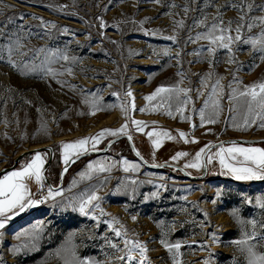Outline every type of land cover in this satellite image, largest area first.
<instances>
[{"label": "rangeland", "instance_id": "obj_1", "mask_svg": "<svg viewBox=\"0 0 264 264\" xmlns=\"http://www.w3.org/2000/svg\"><path fill=\"white\" fill-rule=\"evenodd\" d=\"M247 3L252 10L245 6L242 12L229 5H242L245 0H2L0 169L29 147L52 144L55 157L46 173L56 180L64 166L63 142L118 129L126 119L136 149L148 161L178 164L192 174L201 173L202 168L185 165L194 162L195 154L206 145L227 137L264 136L259 119L244 126V119L252 117L246 98L238 95L245 86L264 82V53L235 42L231 52L218 48L213 56L207 50L209 41L196 39L218 15L225 25L232 21L233 28L245 13V25L253 17L264 16V0ZM262 30L264 26L250 31L245 26L242 39L259 40ZM63 55L69 59H62ZM230 58L235 62L229 63ZM32 67L36 70L30 71ZM218 79L220 87L213 96ZM160 86L192 90L183 113L188 119L176 112L175 98L162 99L167 94L151 102L145 99ZM233 89L237 90L235 100L231 99ZM180 98H185L183 93ZM217 99V122L202 125L199 110L212 114ZM168 103L172 116L167 114ZM158 104L162 106L152 111ZM146 107L148 111H141ZM125 108L130 109L127 116ZM131 120L147 122L144 132L137 131ZM154 130L170 132L176 139L162 138L157 149L147 135ZM179 131L188 133V142ZM111 137L103 138L97 149ZM239 144L264 148V143ZM178 152L189 155L172 160ZM35 153L0 178L30 163ZM40 153L46 154L47 161L49 152ZM124 160L139 164V170L125 172ZM89 164H104L110 170L82 177L81 173L90 171ZM225 172L218 159L208 164L207 177L199 181L171 168L151 169L121 139L106 153L75 163L59 189L62 195L49 197L45 206L28 208L0 230V264H140L139 251L131 260L117 259L127 252L125 239L142 242L150 264H175L174 253L161 240L181 243L177 257L181 264H247V254L236 241L255 229L250 243L264 254V209L256 203V198L264 196V180L238 181ZM26 182L34 199L40 186L34 179ZM93 191L101 197L94 201L99 208L89 209L87 216L73 210L82 196ZM233 211H238L239 220ZM113 218L118 222L110 223ZM115 229L126 230V236H116ZM26 230L27 235L17 238Z\"/></svg>", "mask_w": 264, "mask_h": 264}, {"label": "snow or ice", "instance_id": "obj_2", "mask_svg": "<svg viewBox=\"0 0 264 264\" xmlns=\"http://www.w3.org/2000/svg\"><path fill=\"white\" fill-rule=\"evenodd\" d=\"M159 3V0H156ZM2 3V0H0ZM231 7H238L240 11H244V7L246 6L248 11L252 10L253 5L251 3H247L245 0V4L236 5L230 4ZM264 9V6H261ZM187 11V9H186ZM246 15V13H245ZM245 15H241L238 18V23L235 28L232 27V21H228L225 25L222 16H217L215 18L214 23L211 24L209 30L205 33L197 34L196 39H205L209 41L208 52L211 55H215L218 48L225 49L231 52V48L233 43L235 42H243L250 44L254 49L264 53V30L260 33V39H242V32L245 29L251 30L253 27H257L258 25L264 26V16L253 17L251 22L245 25ZM42 19V18H41ZM181 26L183 22H179ZM200 23H206V20H202ZM55 25H53L54 27ZM67 31V29H65ZM233 33H235L233 35ZM169 39H175V37H169ZM191 40V38H189ZM19 43H17V47H20ZM12 49L9 48V53H11ZM64 60H68L69 57L67 55H63L61 57ZM264 59V56H262ZM229 63L235 62L234 59L230 58ZM13 66H15V62L11 61ZM30 71H35L34 67L29 69ZM220 87V80L216 81V85L213 88V96L216 95V88ZM192 90L181 88L179 86L173 87H158L155 92L145 97V99L149 102L154 101L157 97H161V94H167L166 97H162L167 101H172L173 98L178 103L176 107V112L181 114L182 119H188V117L184 116L183 113L186 110V106L191 102V96L188 95ZM184 94V99H181V94ZM202 94V93H201ZM128 96H132V92L129 90L127 93ZM239 97L246 98V107L247 113L252 117V120L246 117L243 121L244 126H248L249 123H255L256 119L261 121L260 127L264 128V82L253 83L251 85L245 86L243 91L238 93ZM231 99H237V90L233 89ZM162 105L158 104L152 107V111L158 110ZM96 105L93 104V108ZM207 107V104H206ZM135 108V104L132 103L131 109ZM172 104L168 103V111L167 114L169 116L173 115V111H171ZM220 101L217 99L213 103V113L210 115H206L204 109L199 110L201 124H214L217 122L216 117L220 115ZM125 114L130 111V109L125 108ZM149 109L146 107L145 109H141V111H148ZM95 114V112L91 113ZM131 123L135 125L136 130L139 132H144L145 127L147 126V122L142 120H131ZM155 123V122H153ZM195 127V125H193ZM125 135L129 140L132 139L131 135L128 132V120L126 119L125 123L121 125L118 129H103L98 132L94 136L84 137L77 139L72 142H63L61 144L62 148V160L63 164L66 166L64 171H67V166L70 162H74L73 157L79 158L80 155L87 153L89 151V145L91 147V151L97 150V145L101 142L103 138L106 136H118ZM147 135L152 138V144L155 148L161 147L162 138H167L169 140H175L176 137L171 135L170 132H156L155 130L152 132H148ZM178 135L181 138H184L186 142H188V133L179 131ZM191 142H198L194 139ZM231 147H223L220 146L219 150L215 153H210L207 155L206 163L211 164L214 159H218L219 165L222 169H225L226 175L233 176L238 181H252V180H264V148L261 147H243L236 141L231 142ZM211 144L206 145L205 148H202L199 152L195 154L194 162H190L185 165L186 168H196L200 169L206 167L204 162V157L206 151L210 152ZM139 155V152H137ZM189 154L186 152H178L175 156L172 157V160H178L181 157L188 156ZM46 162V154H41L40 152H36L32 157L31 162L22 166L20 170H14L7 174H5L2 178H0V230L4 229L6 225L11 221L15 216H18L20 213L24 212L30 207H34L42 203L41 200H36L32 198V193L29 189L28 183L26 181L34 179L35 182L43 188L44 177V165ZM124 171L127 172L129 170L138 171L140 168L139 164H129L127 160L123 162ZM89 172L81 173L82 177L91 178V171H100L105 172L109 171L110 167H105L104 164H99L98 167L93 164L88 165ZM134 184L135 181H132ZM163 188V185H160ZM62 190L52 189L51 187L48 189V196L44 199H48L49 197L55 198V196L62 195ZM159 193H156L158 195ZM219 195V193H218ZM101 197L95 192H91L90 194H86L82 196L79 200V203L74 206L73 210H78L80 213L85 216L89 215V209L99 208L100 205L98 203H94V201H99ZM247 203L251 204L252 200H247ZM256 203L259 205L261 209H264V196L256 198ZM101 213L103 210L101 209ZM232 215L239 220L238 211H233ZM95 219H99V217L95 216ZM135 219V217H133ZM118 222L113 218V221L110 223ZM253 225L256 224V221H251ZM27 230L23 233L18 234L17 238L20 235H27ZM116 236L125 235L126 230L122 231L121 229H115ZM256 237V231L253 229L251 234L245 233V239L236 241L237 245L241 246V251L246 253L247 264H264V254L257 253L255 250V244L250 243ZM161 243L167 248L170 252H173V259L175 264H181V261L177 258L179 256V249L181 248V243L177 242L175 244H169L166 240H161ZM112 247L117 248L118 250L123 251V249H119L118 245L113 244ZM124 247L127 249L125 256L117 257V259L124 260L133 259V253L139 251L140 257H142L140 264H145L147 261L146 253L148 251L147 247L140 241L125 239ZM59 255V253H57ZM74 255V253H73ZM65 264H71L70 261H65ZM79 264H92V261H80ZM147 264H150V261H147Z\"/></svg>", "mask_w": 264, "mask_h": 264}, {"label": "water", "instance_id": "obj_3", "mask_svg": "<svg viewBox=\"0 0 264 264\" xmlns=\"http://www.w3.org/2000/svg\"><path fill=\"white\" fill-rule=\"evenodd\" d=\"M132 137V136H131ZM121 139H126L134 156L146 167L151 168V169H163V168H174L179 170V172H181L186 178L190 179V180H194V181H199L202 179H205L207 177L208 174V164L206 163V158L207 155L209 154V151H206L205 153V157H204V162L206 164V167L202 168L201 173L199 174H192L190 173L187 169L183 168L182 166L178 165V164H174V163H167V162H162V163H153L148 161L135 147L134 142H133V138L131 140H129L127 138V136L125 135H118L115 137H111L110 139L107 140V142L104 144V146L102 148L97 149L96 151H91V149H89V151L87 153H84L82 155L79 156V158L73 157L74 162H70V164L67 166V171L78 161L89 157V156H94V155H99V154H104L108 151V149L115 144L116 142H118ZM232 141H236L237 143H244V144H251V143H264V136H255V137H227L221 140H218L214 143H212V147L210 148V151L216 147L219 146H224L226 144H231ZM41 151H48L49 152V157L47 159V161L45 162L44 165V182L49 185L52 189L56 190V189H60L63 187L64 184V176L66 174V172L64 171V168L66 167L65 165L61 167L60 172H59V183L57 185H54V183L49 179L48 175H47V170L49 168V166L51 165L54 157H55V150H54V146L52 144H43V145H36L33 147H29L25 150H23L22 152H20L13 160L11 165L5 166L3 168L0 169V177L16 168L19 164V162L21 161L22 158L27 157L32 155L35 152H41ZM137 152H139V155H137Z\"/></svg>", "mask_w": 264, "mask_h": 264}, {"label": "built area", "instance_id": "obj_4", "mask_svg": "<svg viewBox=\"0 0 264 264\" xmlns=\"http://www.w3.org/2000/svg\"><path fill=\"white\" fill-rule=\"evenodd\" d=\"M43 185V188L40 187V189L37 190L34 196V199L42 201V203H40L38 206H45L49 202V198L46 200L44 198L48 196V189L50 188V186L46 183H44Z\"/></svg>", "mask_w": 264, "mask_h": 264}, {"label": "flooded vegetation", "instance_id": "obj_5", "mask_svg": "<svg viewBox=\"0 0 264 264\" xmlns=\"http://www.w3.org/2000/svg\"><path fill=\"white\" fill-rule=\"evenodd\" d=\"M65 176H66V174H65ZM65 176H64V181H65ZM48 177L54 183V185H57L59 183V173H58V178L56 180L54 178L50 177L49 175H48Z\"/></svg>", "mask_w": 264, "mask_h": 264}, {"label": "trees", "instance_id": "obj_6", "mask_svg": "<svg viewBox=\"0 0 264 264\" xmlns=\"http://www.w3.org/2000/svg\"><path fill=\"white\" fill-rule=\"evenodd\" d=\"M226 145H228V146H229L230 144H226ZM171 169H173V170H176V171H179V170H177V169H174V168H171Z\"/></svg>", "mask_w": 264, "mask_h": 264}, {"label": "bare ground", "instance_id": "obj_7", "mask_svg": "<svg viewBox=\"0 0 264 264\" xmlns=\"http://www.w3.org/2000/svg\"><path fill=\"white\" fill-rule=\"evenodd\" d=\"M241 137V136H240Z\"/></svg>", "mask_w": 264, "mask_h": 264}]
</instances>
